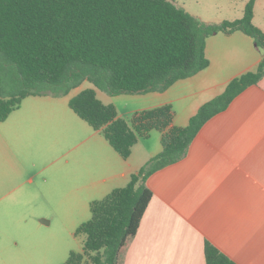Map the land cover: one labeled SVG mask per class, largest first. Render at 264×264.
Returning a JSON list of instances; mask_svg holds the SVG:
<instances>
[{
    "label": "crops",
    "instance_id": "obj_1",
    "mask_svg": "<svg viewBox=\"0 0 264 264\" xmlns=\"http://www.w3.org/2000/svg\"><path fill=\"white\" fill-rule=\"evenodd\" d=\"M173 1L203 22L219 23L240 18L248 0ZM252 22L264 33V0L254 1ZM263 55L242 31H219L205 40L208 66L163 91L109 95L91 82L88 88L126 120L135 111L170 104L172 124L184 127L232 79L255 71ZM84 81L62 96L29 95L0 122L3 139L16 134L19 147L39 140L46 146L44 157L32 161L4 155L0 189L5 195H45L49 205L68 212L75 230L91 217L86 218L92 201L125 186L162 149L161 133L152 130L122 158L101 131L69 107V100L86 89ZM34 130L42 138L33 139ZM28 169L34 174L25 179ZM146 185L152 197L122 264H205L206 241L236 264H264V74L207 120L187 153L151 174ZM40 221L48 224L51 218Z\"/></svg>",
    "mask_w": 264,
    "mask_h": 264
},
{
    "label": "trees",
    "instance_id": "obj_2",
    "mask_svg": "<svg viewBox=\"0 0 264 264\" xmlns=\"http://www.w3.org/2000/svg\"><path fill=\"white\" fill-rule=\"evenodd\" d=\"M255 0L235 20L206 23L173 0H0V122L29 95L62 96L84 80L109 95L163 91L206 68L205 40L215 32L242 31L264 49V33L252 22ZM264 74V55L255 71L232 79L201 105L184 127L172 124L170 104L135 111L129 120L104 104L93 88L79 91L69 107L126 159L152 130L161 151L128 183L90 203L91 217L75 235L82 249L63 264H122L152 197L148 177L181 159L203 124ZM205 264H236L209 242Z\"/></svg>",
    "mask_w": 264,
    "mask_h": 264
},
{
    "label": "rangeland",
    "instance_id": "obj_3",
    "mask_svg": "<svg viewBox=\"0 0 264 264\" xmlns=\"http://www.w3.org/2000/svg\"><path fill=\"white\" fill-rule=\"evenodd\" d=\"M92 87L84 81V88ZM11 120V119H9ZM7 124V123H6ZM33 139L42 138L37 130ZM0 160L4 155L26 157L28 161L35 157H44L43 141H33L27 147H19L18 136L4 138L0 129ZM39 160V159H37ZM34 170L28 169L24 178L32 177ZM3 183V169H0V186ZM36 183V181H34ZM33 184H26L33 188ZM90 217V212L86 218ZM41 218H51L48 224H42ZM74 220L64 208L49 205L46 196L28 193L5 195L0 189V264H62L70 251H80L83 237L73 235Z\"/></svg>",
    "mask_w": 264,
    "mask_h": 264
}]
</instances>
